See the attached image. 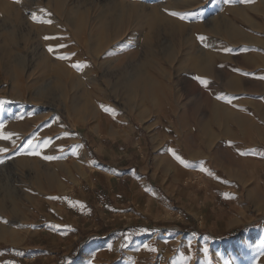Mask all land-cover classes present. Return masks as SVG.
<instances>
[{
    "label": "rangeland",
    "instance_id": "1",
    "mask_svg": "<svg viewBox=\"0 0 264 264\" xmlns=\"http://www.w3.org/2000/svg\"><path fill=\"white\" fill-rule=\"evenodd\" d=\"M0 149V264H264V0H0Z\"/></svg>",
    "mask_w": 264,
    "mask_h": 264
},
{
    "label": "snow or ice",
    "instance_id": "2",
    "mask_svg": "<svg viewBox=\"0 0 264 264\" xmlns=\"http://www.w3.org/2000/svg\"><path fill=\"white\" fill-rule=\"evenodd\" d=\"M172 15H178L177 13H172ZM46 39H54V37H46ZM200 39H204L203 37H201ZM61 47H64V45H61ZM49 51L51 52V51H54V49H52L51 47L49 48ZM61 59H66L67 57H60ZM73 67H76V68H80L81 67V65H79V64H74L73 65ZM196 79L197 80H199L200 82H201V84L202 85H204V86H208V84H209V81H207L206 79H202V78H200V77H196ZM106 110H108V109H106ZM8 151V149H0V152H7ZM34 154V153H33ZM173 155H176V153L175 152H173ZM59 157H56V156H48V155H45L44 157H43V159H45V160H54V159H58ZM176 158L178 159V160H180V162L181 163H184V161L178 156V155H176ZM0 163H3V161L2 160H0ZM147 247V246H146Z\"/></svg>",
    "mask_w": 264,
    "mask_h": 264
},
{
    "label": "bare ground",
    "instance_id": "3",
    "mask_svg": "<svg viewBox=\"0 0 264 264\" xmlns=\"http://www.w3.org/2000/svg\"><path fill=\"white\" fill-rule=\"evenodd\" d=\"M10 5V4H9ZM5 15H7V17H12L13 15L11 14V12H10V10L9 9H6L5 10ZM5 231H3V234H2V236L1 237H4L6 234H7V232H5Z\"/></svg>",
    "mask_w": 264,
    "mask_h": 264
},
{
    "label": "crops",
    "instance_id": "4",
    "mask_svg": "<svg viewBox=\"0 0 264 264\" xmlns=\"http://www.w3.org/2000/svg\"><path fill=\"white\" fill-rule=\"evenodd\" d=\"M214 114V113H213Z\"/></svg>",
    "mask_w": 264,
    "mask_h": 264
}]
</instances>
